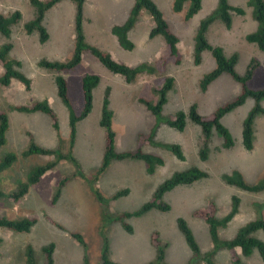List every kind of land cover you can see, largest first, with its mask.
Segmentation results:
<instances>
[{
    "label": "rangeland",
    "instance_id": "obj_1",
    "mask_svg": "<svg viewBox=\"0 0 264 264\" xmlns=\"http://www.w3.org/2000/svg\"><path fill=\"white\" fill-rule=\"evenodd\" d=\"M152 1L162 12L169 29L178 37L182 60L177 66H166L163 72L141 74L133 82L127 83L123 77L110 73L88 53H84L81 63L70 71L54 72L38 66L41 59L64 63L72 57L77 15L75 2L61 0L46 12L43 26L49 38L41 44L37 31L27 33L24 28L36 16L29 1L0 0V16L8 17L16 10L21 13V20L11 26L10 39L0 34V46L12 44L9 57L20 63L19 71L31 82L29 91L17 80H11L8 86L0 85V111L9 122L6 144L0 147V160L7 153L16 155L11 166L0 172V190L5 193L14 191L19 183L26 181L33 167L54 162L53 156H23L29 142L42 149L71 155L75 161H58L18 202L0 199V217L35 221L27 233L0 228V264H26L27 246L32 248L36 264H46L43 249L50 244L54 245V264H102L106 242L108 260L112 263L157 264L158 248L151 242L154 233H158L162 246L163 264H206L193 260V253L177 227L178 219L186 222L202 256L211 252L213 243L208 225L193 216L195 211L213 204L215 217L222 219L231 211L233 197L239 199L238 212L225 228L218 229L220 240H230L246 224L264 219V191L246 192L222 180V175L234 171L241 173L248 184H256L264 179V113L257 114L253 120L254 148L246 151L242 145L244 122L256 104L252 98L246 99L220 121L229 131L233 146L224 149L222 137L213 131L205 161L199 158L203 135L198 125L187 119L184 131L179 132L158 121L139 102L140 99L151 104L158 102L156 89L163 77L174 78V87L167 93V102L160 113L164 120L175 117L178 112L188 114L192 106L196 107L199 115L207 117L238 97L242 86L228 74L220 75L208 85L206 91H202V79L215 68V61L209 52L201 54L200 64L194 63L198 27L216 10L218 0H202L200 10L190 19L186 18L188 3L181 12L176 13L172 10L173 0ZM227 2L232 7L243 9L244 14L232 12V27L229 30L219 20H214L206 31V39L210 45L221 47L227 58L237 57L234 70L239 76H244L251 62L256 61L257 67L247 87L251 90L262 89L264 51L245 40L246 35L258 28V23L252 18V8L247 5L248 0ZM134 4L135 0H85L82 6L85 42L128 66L153 64L165 54L166 49L161 36H151L154 25L145 10L140 12L128 33V39L133 44L131 51L122 49L111 33L113 26L127 20ZM86 74L97 75L100 81L92 90L91 112L75 123L72 137L69 113L57 96L54 79L57 75L65 79L67 97L74 113L79 115L84 105L82 78ZM105 92H108V110L112 113L110 128L115 133L118 152L135 151L139 135L152 134L155 144L178 145L183 160L165 148L148 143L142 146V152L164 161L153 174H147L145 164L138 160H115L104 172L98 173L105 148L106 130L99 124ZM44 100L56 115L57 128L44 113L16 109ZM259 106L264 110V99ZM192 167L207 176L165 193L161 201L169 206V211L154 209L125 219L124 222L132 227V233H127L120 222H102L103 205L91 187H96L105 198L107 213L114 217L121 213L137 212L164 181L174 173ZM59 182L63 185L57 190ZM125 190L126 195L115 198L117 193ZM72 234H80L83 243L73 239ZM252 236L264 242L262 231ZM237 252L240 253L239 249ZM212 260L215 264H232L225 248L216 250ZM240 264H264V261L254 251Z\"/></svg>",
    "mask_w": 264,
    "mask_h": 264
},
{
    "label": "trees",
    "instance_id": "obj_2",
    "mask_svg": "<svg viewBox=\"0 0 264 264\" xmlns=\"http://www.w3.org/2000/svg\"><path fill=\"white\" fill-rule=\"evenodd\" d=\"M29 4L35 9L36 16L34 20L24 25L25 31L31 33L37 31L39 34V42L45 43L49 36L46 29L43 26V20L48 10L53 8L61 0H28ZM77 5V15L75 20V46L72 57L64 62H50L45 59L38 61V66L46 70L54 72L70 71L77 67L81 61L84 53H88L95 57L99 63L106 68L110 73L119 75L124 78L127 83L133 82L137 76L141 74H154L155 72H163L166 66H177L181 63L182 55L178 48L179 39L169 29L166 20L163 17L162 12L156 6L152 0H135V4L130 11L127 20L121 24L113 26L111 29L112 35L116 38L118 44L125 51H131L133 49L132 42L128 39V33L134 27L137 18L142 10H145L150 19L153 22V28L151 36L159 35L163 38L165 45V54L157 59L153 64L142 63L137 66H128L126 64L113 60L109 53L99 50L95 46H91L85 42V37L82 31V6L85 0H70ZM202 0H173L172 10L176 13L181 12L186 3H188V9L186 11V18L193 17L201 8ZM247 5L252 8V18L258 23V28L255 32L246 35L245 40L255 45L260 51H264V1L263 0H248ZM232 12L237 15H243V9L239 7H232L228 4L227 0H218V6L213 14L202 21L198 27L195 36V49H194V63L196 65L201 63V54L203 52H209L215 61V68L206 74L202 79L200 86L202 91H206L208 85L213 82L222 74L230 75L233 80L241 84V92L238 97L230 103L219 107L215 112L207 117L199 115L196 111V107L192 106L189 109L188 114L184 112H178L175 117L169 119H163L161 117L162 107L167 102L166 95L174 87L173 77H163L160 82L159 88L156 92L159 94V100L156 104H151L145 99H140L139 102L143 104L158 121L165 123L170 128H173L179 132H183L187 119L190 122L198 125L202 130L203 135V148L199 151V158L202 161L208 158V144L213 131H216L222 137V147L224 149H230L233 146V140L229 131L221 124V119L228 112L234 108L242 105L246 99L252 98L256 104L252 111L249 113L247 119L244 122L242 132V145L246 151H251L254 148V136H253V120L257 114L264 113V110L259 106V102L264 99V88L258 90H251L247 87V83L251 80L253 73L257 67L256 61H252L249 65L247 72L244 76H239L234 70L237 57L232 56L227 58L221 47L212 46L206 39V31L210 24L214 20H219L221 24L229 30L232 27ZM21 20V13L19 11L13 12L10 16H0V34L6 39H10L11 26L17 24ZM12 49L11 43H5L0 46V67L2 73L0 74V85L8 86L11 80H17L26 91L30 90V80L19 71L20 63L9 57V52ZM100 79L97 75L86 74L82 78V92L84 105L81 113L76 115L71 107L70 101L67 97L66 81L61 75H57L54 79V84L57 90V96L67 108L69 113V124L71 127V135L74 136L75 123L84 119L89 115L92 109V90L95 88ZM19 111L24 112H41L50 117L53 122V127L57 128L56 115L50 107L47 100L36 102L32 106H18ZM111 117L112 113L108 110V92H105L103 99V108L100 118V126L106 130L105 136V148L103 163L98 173H102L110 165L112 161L122 160H138L145 164L147 174H153L156 167L162 166L164 161L153 154L142 152V146L145 144H154L159 147L169 150L176 158L183 160L180 147L175 144H155L153 142L152 134H141L138 138V148L135 151L118 152L115 146V133L111 130ZM9 122L6 115L0 111V147L6 144V134L8 132ZM30 155L41 156H53L54 162L47 163L33 167L26 176V181L19 183L16 189L10 193H5L0 190V199L7 198L13 202H18L27 193L31 186L37 184L41 177L48 171L52 170L56 163L61 160L68 159L75 162L71 155H63L62 153L46 150L36 146L34 143L29 142L28 148L23 152V156ZM16 155L13 153H7L0 160V172L7 169L15 161ZM207 175L196 167L189 168L186 171L176 172L169 179L164 181L153 194L152 198L144 204L140 210L134 213H121L116 216H110L108 211V204L105 198L100 194L96 187H91L92 192L95 194L97 200L103 205V212L101 220L103 223L120 222L123 229L127 233H132V227L124 222L125 219L132 216H141L142 214L151 210L157 209L163 212L169 211V206L161 201L163 195L177 186L191 185ZM222 180L225 184L235 186L250 193H259L264 191V179L256 184H248L244 181L241 173L234 171L230 174L222 175ZM63 183L59 182L58 189L62 187ZM58 193V191H57ZM127 190L116 194L115 198L126 195ZM239 199L233 197V204L231 211L222 219L215 217L216 208L213 204H210L204 210L195 211L193 216L195 218L203 220L209 228L210 237L213 243V249L211 252L202 256L198 245L196 244L191 230L187 226L183 219L177 220V227L183 235L189 249L193 253V260L200 261L206 264H215L212 260L216 250L225 248L230 255V261L232 264H240L243 258H248L250 255L257 251L259 257L264 261V242L256 239L252 236L257 231L264 233V219L252 221L239 229L238 233L230 240H220L218 236V229L225 228L230 222L233 216L238 212ZM52 224L56 223L50 221ZM35 221L28 218H22L17 220L8 219L6 217H0V228L6 229L15 233H27L34 225ZM73 239L78 243H83L80 234H72ZM151 242L153 246L158 248L157 264L162 263V246L158 238V233L152 235ZM239 249L240 253L237 252ZM54 245L50 244L43 249V254L46 260V264H54L52 254ZM26 264H36L33 250L30 246L25 249ZM102 264H116L108 260V246L107 242L102 255ZM156 264V263H149Z\"/></svg>",
    "mask_w": 264,
    "mask_h": 264
}]
</instances>
